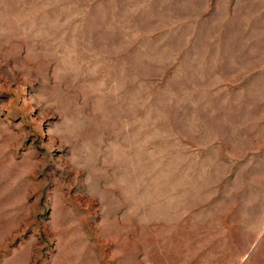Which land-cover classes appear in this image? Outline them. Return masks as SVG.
<instances>
[{
    "label": "rangeland",
    "instance_id": "rangeland-1",
    "mask_svg": "<svg viewBox=\"0 0 264 264\" xmlns=\"http://www.w3.org/2000/svg\"><path fill=\"white\" fill-rule=\"evenodd\" d=\"M0 264H264V0H0Z\"/></svg>",
    "mask_w": 264,
    "mask_h": 264
}]
</instances>
